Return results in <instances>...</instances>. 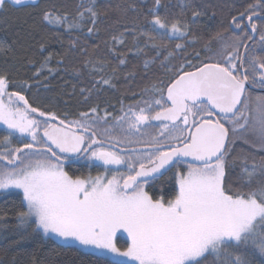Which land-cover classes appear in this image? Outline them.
<instances>
[{"label": "snow or ice", "instance_id": "6c2138e0", "mask_svg": "<svg viewBox=\"0 0 264 264\" xmlns=\"http://www.w3.org/2000/svg\"><path fill=\"white\" fill-rule=\"evenodd\" d=\"M26 6L38 8V0H0L6 33V14ZM172 7L165 0H77L73 13L56 5L36 13L30 27L68 36L67 47L55 37L63 49L58 64L77 51L87 57L81 39L132 17L131 26L104 42L107 59L87 58L74 69L93 78L91 88L80 89L85 103L93 90L116 89L129 54L148 57L146 83L139 92L129 89L134 103L122 99L118 110L97 104L70 119L25 94L29 80L38 92L44 70L58 71L49 66L53 53L29 80L0 69V124L8 130L0 140V191L19 197L14 244L87 250L109 258L101 264H264V56L256 55L264 52V0H234L218 23L217 11L202 0H181L179 13ZM213 24L207 39L197 35L198 27ZM18 36L0 39V56L15 53ZM128 36L132 44L123 52ZM46 50L39 43V52ZM153 66L158 74L150 77ZM134 78L135 72L124 75ZM13 139L20 146H10ZM82 159L103 172L71 173ZM166 173L170 187L157 192L154 182ZM7 218L0 212L5 233ZM118 234H126V247L117 246ZM31 264L48 262L34 257Z\"/></svg>", "mask_w": 264, "mask_h": 264}, {"label": "trees", "instance_id": "16d2710c", "mask_svg": "<svg viewBox=\"0 0 264 264\" xmlns=\"http://www.w3.org/2000/svg\"><path fill=\"white\" fill-rule=\"evenodd\" d=\"M77 0H38V8L26 6L21 9L13 8L6 15L8 17L7 33L5 32V26L0 25V39L8 38L9 42L14 33H19L17 37L19 43L16 46L15 53H10L8 56H0V69H7L13 79L29 80L37 68L40 67L41 61L49 52L53 53V59L50 61L49 66L53 69H58L53 75H49L45 69L43 75L39 78L41 86L37 92V87L34 82L29 80V83L33 84L32 90L25 93L30 101L35 104H39L42 108H47L49 111H53L61 116L67 113L69 118H75L81 111H88L89 107L100 105L101 108L108 106L109 110H112V106L118 110L120 107V101L123 99L125 105L134 103L131 98V91L139 92L145 85L146 81L142 79L143 76V61L147 59V56L135 57L129 54L127 66L120 67V79L117 81L116 89L104 88L102 90H93L91 98L87 103L84 102V97L80 94V89H89L92 87V77L85 72H77L74 69H80L83 61L87 58L93 60L107 59L108 53L105 48L104 42L110 39L113 34H118L123 30V24L132 25V17L129 16L128 20L122 21L121 24H113L112 21H108L105 25L101 26V32L98 37L88 39L85 42L81 39L80 46L87 48L88 56H82L79 51L70 55L64 59L63 64H58L57 61L61 59L57 53L62 52L63 49L60 44L56 42L55 37L60 36L64 41L65 47L68 44V36L62 31L53 30L48 32L44 29H33L30 27L33 24V20L36 19V13L40 8H44L50 5H56L62 11L68 13L74 12V7ZM112 5L123 3L124 0H102ZM173 7L171 9L174 13L180 12L181 0H165ZM200 2V0H198ZM203 3L211 5L217 11L216 21L217 23L224 19L230 11L231 3L228 0H202ZM31 13V15H29ZM115 19V16L112 18ZM142 17L137 23L142 22ZM197 35L207 39L211 33L216 31V25H211V29L206 26H201L196 29ZM177 41H172L169 45L174 47ZM39 43H45L47 50L41 54L39 52ZM168 44V41L164 42ZM93 44H98L99 48H94ZM131 37H127V43L121 48V51L127 52V48L131 46ZM200 44H196L193 47H189L187 51L192 53L195 49H198ZM27 49V51H25ZM35 61V64H29L28 61ZM179 61H176L178 63ZM118 61H110L111 67H115ZM110 68H106L105 72H109ZM135 72V78L129 81H125V73ZM158 74V70L153 66V72L149 73V76ZM48 79L45 80L44 77ZM98 78V77H96ZM48 84V89H45L42 85ZM10 90H17L15 88ZM87 95V92H85ZM137 99L139 97H136ZM102 114V113H101ZM7 130L0 128V140L7 135ZM18 136V135H17ZM10 146H20L18 142L13 139ZM71 173L76 175H88L93 176L103 172L102 168L96 166H88L85 163L74 164L70 169ZM171 173H166L159 180L154 182V186L159 192L160 188H169L170 186L165 183L168 176ZM151 191V189H150ZM19 197L15 193H0V212H7V227L8 232L5 233L3 228H0V259L4 260V264H10V261L15 257V264H31L33 258H38L39 261H46L48 264H101V261L109 259L106 257L92 256L85 251H73L58 248L53 252L51 243L39 242V241H24L19 244H14L13 241L20 238L11 232V228L15 223L14 212L18 209ZM4 235H7V239H4ZM117 246L120 248L126 247V241L118 237L116 240ZM8 248V252L5 255L3 249Z\"/></svg>", "mask_w": 264, "mask_h": 264}, {"label": "flooded vegetation", "instance_id": "af4514ba", "mask_svg": "<svg viewBox=\"0 0 264 264\" xmlns=\"http://www.w3.org/2000/svg\"><path fill=\"white\" fill-rule=\"evenodd\" d=\"M231 4H233V2H234V0H228ZM235 2H237V3H240V2H243V3H247V2H250V0H235ZM256 55H257V57H259V56H264V52H260V51H257V53H256ZM149 131L150 132H152V131H155V129H149ZM133 147V146H132ZM129 148H131V147H129ZM81 163H85V164H87V162L85 161V160H81L80 161ZM79 162V163H80ZM94 166V165H93ZM99 168H102L103 169V167H99ZM104 170V169H103Z\"/></svg>", "mask_w": 264, "mask_h": 264}, {"label": "rangeland", "instance_id": "374dc122", "mask_svg": "<svg viewBox=\"0 0 264 264\" xmlns=\"http://www.w3.org/2000/svg\"><path fill=\"white\" fill-rule=\"evenodd\" d=\"M0 128H3L5 130H7V127L5 125H3V124H0ZM16 135H19V134L17 133ZM132 146L133 147H138V145H129L128 147H132ZM0 193H4V192L0 191ZM118 237H120V238H122L123 240L126 241V234H118ZM82 251L87 252V250H82Z\"/></svg>", "mask_w": 264, "mask_h": 264}]
</instances>
